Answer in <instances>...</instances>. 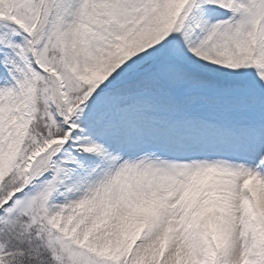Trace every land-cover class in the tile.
Here are the masks:
<instances>
[{"label": "snow or ice", "instance_id": "obj_1", "mask_svg": "<svg viewBox=\"0 0 264 264\" xmlns=\"http://www.w3.org/2000/svg\"><path fill=\"white\" fill-rule=\"evenodd\" d=\"M0 264H264V0H0Z\"/></svg>", "mask_w": 264, "mask_h": 264}]
</instances>
